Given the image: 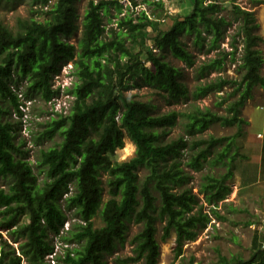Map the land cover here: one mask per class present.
<instances>
[{"label":"trees","instance_id":"trees-1","mask_svg":"<svg viewBox=\"0 0 264 264\" xmlns=\"http://www.w3.org/2000/svg\"><path fill=\"white\" fill-rule=\"evenodd\" d=\"M128 1L130 6L116 27L108 28L112 9L123 13L119 0H88L83 13L82 0H0V4L30 7V16L18 18L15 30L0 22V177L8 181L7 188H0V264H51L49 257L54 254L58 264H107L106 255L126 244L133 224L141 227L130 240L132 255L118 259L117 264H159V223H164V240L172 229L176 231L175 258H179L185 243L195 240L211 222L200 206V194L205 203L218 206L232 193L228 182L240 155L236 139L246 124L242 110L255 86L264 81L260 72L264 56L258 49L264 38L256 33L259 24L254 12L231 0L234 19L240 21L238 35L243 38L241 80L219 76L191 92L182 70L165 55L192 68L197 56L187 40L199 52L216 51L217 58L196 69L200 79L220 71L229 55L234 61L236 37L233 51L221 49L232 24L222 15L226 7L219 0H194L188 15L172 17L171 27L162 29L159 17L151 18L145 10L134 16L136 11L131 9L138 2ZM145 3L164 6L161 0ZM79 32L76 46L71 39ZM151 42L159 54L150 51ZM64 63L73 64L76 81L66 89L73 102L69 112L57 114L41 134V140L59 134L61 142L42 150L37 158L35 166L45 174L40 182L23 143H17L18 123L8 116L12 109L23 116L24 104L15 91L22 81L27 82L24 95L29 101L39 96L48 104L59 97L61 89L54 87L53 80ZM228 86H234L239 97L228 104L226 115L198 105L200 99ZM143 87L163 93L170 104L192 100L193 105L188 112L155 115L149 102L126 95ZM180 119L185 121V134L165 141L167 129ZM215 124L238 130L232 137L195 139ZM126 137L136 151L130 160L120 162L115 154L125 147ZM208 161L223 164L226 171L204 176L195 193L187 187L192 178L187 168L200 172ZM143 169L147 174L141 177ZM71 211L79 221L64 232ZM98 216L101 227L94 223ZM52 237L77 247H67L59 256ZM251 247L248 259L219 253L218 261L264 264L260 227L255 229ZM181 264L197 263L191 257Z\"/></svg>","mask_w":264,"mask_h":264},{"label":"rangeland","instance_id":"rangeland-1","mask_svg":"<svg viewBox=\"0 0 264 264\" xmlns=\"http://www.w3.org/2000/svg\"><path fill=\"white\" fill-rule=\"evenodd\" d=\"M88 0H82L80 7L83 13L84 7ZM124 6L123 13L118 15L115 9L111 12V22L106 20L108 28L116 27V22L119 17L127 12V7L130 6L128 0H119ZM138 6L132 8L131 11H136V14L141 10H145L151 18L159 17L158 24L162 29H169L172 25V17L177 15L186 16L192 10L194 0H161L164 4L163 8L156 7L154 4H147L145 0H136ZM149 1V0H147ZM151 2L159 0H150ZM226 9L222 15L232 24L225 34V38L221 44V49L227 52L233 51L231 45L233 38L236 37L238 51L236 59L231 60V55L220 71H214L203 79L199 78L197 68L201 65L207 64L210 60L217 58L218 53L213 51L211 53H202L193 48L191 39L187 40L191 50L197 56V64L194 67L186 66L182 61L174 58L171 54H166L165 59L173 66L179 68L183 72V81L188 85L191 92L196 86L210 82L219 76L236 81H240L243 71L240 69L242 63V36L238 35L240 25L239 20H235L232 14L231 0H219ZM263 3H256L251 0H237L242 9L254 12L255 18L259 24L256 33L264 38V0ZM30 16V7L27 3L17 6L2 3L0 4V22L15 30L18 18H27ZM42 19V17H38ZM81 32H79L71 42L76 46L78 45ZM150 51L153 54H159V50L149 43ZM258 49L262 51L264 56V41L260 43ZM73 64L64 63L58 71L54 74V87L61 89V95L52 102L46 104L39 96H33L31 101L27 100L24 91L27 87V82L22 81L19 87L15 88L21 102L24 104L21 107L23 116L19 117L15 111L11 110V115L8 120L13 123H18L17 126V143H23V150L28 152V160L33 164L34 171L43 182L45 174L38 169L36 160L40 156L42 150L57 146L61 142V136L57 134L53 139L41 140V134L47 128L48 123L52 118H57V114L66 115L73 102L71 94L66 92L67 88H71L76 81L73 75ZM261 75L264 78V63L261 67ZM126 95L135 99L149 102L154 109L155 115L168 113L171 111L188 112L193 105V101L180 102L177 104H170L166 101L164 94L150 87L135 88L126 91ZM239 97L235 93L234 86H228L220 93H211L197 103L202 109L209 108L212 111L226 115V107L231 102ZM224 100L223 105L219 103ZM8 104H6L7 106ZM242 116L246 120L243 125L242 135L236 139V147L239 157L234 165V176L229 180L232 193L228 198L221 202L218 206H213L205 203L204 195L200 194L201 204L204 213L208 214L211 222L206 228L199 231L198 237L193 241H187L184 245L183 256L175 258L176 253V231L171 230L170 236L163 239L162 227L164 223L158 224L157 239L160 243V258L159 264H181L183 259L195 258L197 264H220L218 261V254L230 257L232 255H240L244 259H248L252 254V239L256 228L260 227L261 234L264 233V81L262 84L255 86L251 98L242 110ZM237 126H222L215 124L198 133L195 139H207L211 136L214 137H227L234 136L237 133ZM165 141H170L185 134V121L180 119L179 123L167 129ZM136 151L135 144L128 138H125V147L116 151L115 159L123 162L130 160ZM186 161V159H185ZM192 178L188 182L187 187L192 188L195 193H198L203 183L204 176L213 175L219 176L226 171L223 164H214L208 161L205 167L200 172H193L189 168ZM147 174L145 169L140 171L141 177ZM106 180V177L104 178ZM8 181L0 177V188H7ZM158 195V194H157ZM108 198L105 195V200ZM198 209V208H197ZM212 209H215L213 212ZM68 222L65 225L64 232L71 229L72 225L78 222L73 211L67 212ZM96 227H101L103 222L100 216L94 219ZM140 225L133 224L132 231L128 241L124 246L118 245L115 250L106 255L107 264H117L118 259H124L132 255V246L130 240L140 230ZM56 253L61 256L64 250L77 247L75 244H66L58 237H52ZM16 246V244H14ZM53 258V259H51ZM51 264H58L56 257H50ZM53 261V262H52Z\"/></svg>","mask_w":264,"mask_h":264},{"label":"built area","instance_id":"built-area-1","mask_svg":"<svg viewBox=\"0 0 264 264\" xmlns=\"http://www.w3.org/2000/svg\"><path fill=\"white\" fill-rule=\"evenodd\" d=\"M51 102H52V101H51ZM54 255H55V254H54ZM54 255H51L50 257H54ZM50 257H49V258H50ZM51 259H53V258H51ZM52 262H53V261H52Z\"/></svg>","mask_w":264,"mask_h":264}]
</instances>
